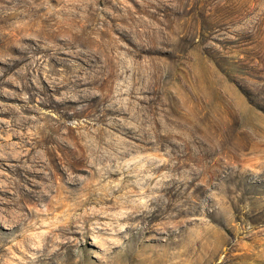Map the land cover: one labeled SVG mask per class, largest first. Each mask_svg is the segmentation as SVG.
I'll use <instances>...</instances> for the list:
<instances>
[{
    "label": "rangeland",
    "instance_id": "obj_1",
    "mask_svg": "<svg viewBox=\"0 0 264 264\" xmlns=\"http://www.w3.org/2000/svg\"><path fill=\"white\" fill-rule=\"evenodd\" d=\"M0 264H264V0H0Z\"/></svg>",
    "mask_w": 264,
    "mask_h": 264
},
{
    "label": "bare ground",
    "instance_id": "obj_2",
    "mask_svg": "<svg viewBox=\"0 0 264 264\" xmlns=\"http://www.w3.org/2000/svg\"><path fill=\"white\" fill-rule=\"evenodd\" d=\"M88 219H89L88 216H86L83 212L78 213L75 216L74 215L68 216L63 221V223L58 226V232L63 235L79 232L75 230V227L78 228L80 231L85 230L86 228L85 225L88 222ZM77 223H80V225H77ZM80 233H85V232H80ZM213 255L215 256L216 254Z\"/></svg>",
    "mask_w": 264,
    "mask_h": 264
}]
</instances>
